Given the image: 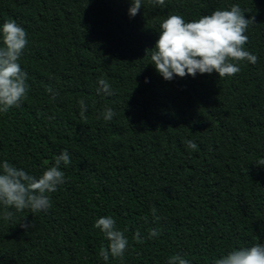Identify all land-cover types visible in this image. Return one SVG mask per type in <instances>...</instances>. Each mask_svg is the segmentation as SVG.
Here are the masks:
<instances>
[{"label": "trees", "instance_id": "trees-1", "mask_svg": "<svg viewBox=\"0 0 264 264\" xmlns=\"http://www.w3.org/2000/svg\"><path fill=\"white\" fill-rule=\"evenodd\" d=\"M166 3L142 0L130 17L132 0H0V27L14 20L27 32L19 62L29 85L19 108L0 113V161L39 177L62 150L71 158L47 212L9 209L6 221L0 205V264H167L177 253L214 264L264 244V166L254 164L264 158V0ZM234 4L255 15L245 50L258 62H239L233 77L166 81L151 64L161 22ZM98 78L113 95L97 93ZM106 216L129 239L124 256L107 262L99 252L108 241L94 226Z\"/></svg>", "mask_w": 264, "mask_h": 264}, {"label": "clouds", "instance_id": "clouds-1", "mask_svg": "<svg viewBox=\"0 0 264 264\" xmlns=\"http://www.w3.org/2000/svg\"><path fill=\"white\" fill-rule=\"evenodd\" d=\"M152 6L166 7V0H148ZM142 7V0H132L129 9L130 17H135ZM246 11L238 4L230 10H215L198 20L186 22L180 15H170L160 24L159 38L151 53V64L166 80L175 76L184 78L199 74H219V78L233 77L241 71L239 62L247 61L253 65L258 62L257 55L245 50L248 36L245 34L250 25L256 23L255 15L245 18ZM28 45L26 30L14 20H7L0 27V113H7L12 108H19L27 99L29 85L28 73L20 65V59ZM236 63H233V62ZM97 93L113 95L107 80L98 78ZM47 91L55 99L59 95L49 86ZM80 116L86 119L87 105L79 101ZM116 112L106 107L102 112L105 121H111ZM190 150H196L197 144L192 140L185 142ZM71 164L69 152L64 149L54 157V164L39 177L17 168L7 160L0 161V205L4 206L3 219L10 221L16 212L30 210L32 213L47 212L52 207L50 194L58 191L59 186L66 183L65 173L61 167ZM264 166V158L254 163ZM155 220L156 209H152ZM27 218V217H26ZM25 218V219H26ZM147 219V218H145ZM32 225L22 224L27 230ZM100 229L108 241L107 247L102 246L99 255L105 262L109 257L122 258L129 249V239L116 226L111 216L99 218L94 225ZM159 235L158 230L150 229L149 238ZM134 239L142 243L139 231ZM167 264H191L179 253L169 257ZM214 264H264V244L233 249Z\"/></svg>", "mask_w": 264, "mask_h": 264}]
</instances>
